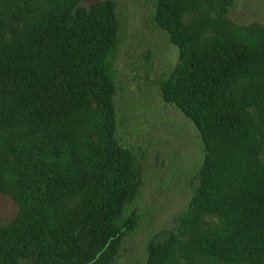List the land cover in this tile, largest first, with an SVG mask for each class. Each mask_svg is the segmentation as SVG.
Returning a JSON list of instances; mask_svg holds the SVG:
<instances>
[{
    "label": "trees",
    "instance_id": "1",
    "mask_svg": "<svg viewBox=\"0 0 264 264\" xmlns=\"http://www.w3.org/2000/svg\"><path fill=\"white\" fill-rule=\"evenodd\" d=\"M83 1L0 0V194L18 208L0 228V264H107L138 222L123 208L139 192L141 167L117 145L115 125L107 132L115 120L116 1ZM168 4L156 0L154 19L170 6L198 36L200 23L181 22L182 3ZM162 26L182 65L180 86L162 84L164 101L196 122L207 152L179 234L158 244L149 264H264V43L234 40L195 60L193 40ZM248 34L261 38L257 28ZM186 72L210 85L196 87ZM232 82L234 95L247 84L241 108L226 101ZM114 143L128 158L111 166ZM77 206L80 235L58 233Z\"/></svg>",
    "mask_w": 264,
    "mask_h": 264
},
{
    "label": "rangeland",
    "instance_id": "2",
    "mask_svg": "<svg viewBox=\"0 0 264 264\" xmlns=\"http://www.w3.org/2000/svg\"><path fill=\"white\" fill-rule=\"evenodd\" d=\"M96 1L84 0L83 4L89 6ZM115 1L118 43L113 64L117 88L115 120L109 119L107 132L111 135V127L115 125L117 145L129 149L135 163L141 167L142 183L136 197L123 208L124 216L136 211L137 225L122 237L107 264H149L157 245L174 235V231L179 234L181 218L187 216L207 152L196 122L174 103L164 101L161 86L164 83L166 89L171 90L180 86L182 78L177 76V71L182 65L178 47L162 25L169 23L173 29L185 32L187 41L193 40L197 49L194 59L202 60L204 56L209 57L212 50L234 46V40L256 43L260 39L264 43V0H229L226 11L222 8L224 0H164L168 5L182 3L181 22L189 27L192 22L200 23L196 27L198 36L194 30L182 27L170 6L154 19L156 0ZM251 28H257L261 38L250 37ZM185 77L195 86L208 83L188 72ZM239 85L242 87L235 95L234 82L227 87L226 101L234 105V100L239 102L244 95L242 101L246 105L250 95L245 90L247 84ZM243 102L238 103L240 108ZM245 111L248 113L247 109ZM117 145H110L111 166L128 158L118 151ZM217 153L216 149L214 155ZM17 209L10 196L0 194V228L11 222ZM80 209L81 206H77L68 211L69 217L65 223H60L59 228L63 230L58 233L70 231V235H80L78 229L85 226L80 223ZM212 220L217 221L215 217ZM71 261V258L51 257L47 262L23 259L18 264H72ZM173 264H179L177 258L173 259Z\"/></svg>",
    "mask_w": 264,
    "mask_h": 264
}]
</instances>
